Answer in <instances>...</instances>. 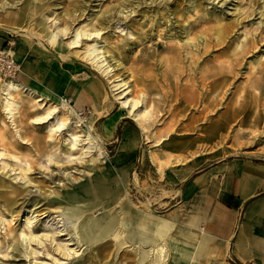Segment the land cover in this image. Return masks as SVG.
Returning <instances> with one entry per match:
<instances>
[{"label":"rangeland","instance_id":"374dc122","mask_svg":"<svg viewBox=\"0 0 264 264\" xmlns=\"http://www.w3.org/2000/svg\"><path fill=\"white\" fill-rule=\"evenodd\" d=\"M15 11L26 17L13 22H1L0 17V35L4 37L0 47L12 45L19 68L14 76L0 73V81L15 80L28 86L23 64L16 56L19 41H24L60 60L67 66L68 78L82 81L97 98L91 93L80 106L74 96L63 93L60 98L65 102L45 97L44 108L37 100L39 95L23 87L14 98L20 104L16 126L26 141L18 138L15 126L6 121L0 101V152H5L0 156V264H157L154 250L142 260L148 246L128 238L118 244L114 232L119 224L108 235L84 242L73 221L63 214L67 207L64 194L87 198L89 180L104 177L110 192L101 198L118 200L125 178L134 209L168 217L170 209L183 199L184 183L180 181L186 168L201 172L211 163L231 158L264 163V0H0V13ZM86 24L99 34L70 45L75 28ZM34 27L39 32L45 28L57 33L59 43L47 46L43 33L30 34ZM91 41L102 45L108 55L112 68L108 76L77 53ZM110 80L116 90L110 88ZM120 80L127 81V88L118 87ZM114 92L124 96L122 99L146 95L139 106L146 104L150 109L144 117L148 126L145 136ZM55 104L60 105L64 117L69 116L73 130L83 134L81 145L89 143L88 134L93 135L95 147L81 159L67 156L82 154L80 148L69 152L67 129L51 136L47 123L31 121ZM113 117L119 118L110 136L104 125ZM218 123H226V129L214 127ZM213 127L220 134H213ZM127 128L135 133L127 143L132 151L127 157L125 154V160L116 161L112 156L123 145ZM12 154L23 161L32 184L16 176L21 170ZM3 160L16 167V172L4 168ZM116 201L113 211L119 216L121 208ZM194 203L190 210L195 209ZM91 210L98 217L105 213L102 204ZM32 213L35 234L61 229L64 233H56L54 241L33 242L39 252L30 259L24 255L21 231H28L24 219ZM58 243L74 249L65 256L55 249ZM9 244L10 254H5ZM168 250L166 262L173 258ZM206 252L203 249L193 255L200 257ZM202 259L195 262L192 256L188 264H203ZM216 261L207 264H221Z\"/></svg>","mask_w":264,"mask_h":264},{"label":"crops","instance_id":"0c3cea01","mask_svg":"<svg viewBox=\"0 0 264 264\" xmlns=\"http://www.w3.org/2000/svg\"><path fill=\"white\" fill-rule=\"evenodd\" d=\"M3 43L4 37L0 35V46ZM16 52L23 64V79L28 86L20 83L31 94L51 100L49 97L58 99L63 93H70L80 106L83 98L91 93L93 99L97 98L90 87L82 86V81L70 80L67 66L53 59L52 55L24 41H19ZM118 118H110L104 125L112 133L110 136L116 131ZM247 122L248 119L242 123ZM224 124L218 123L214 127L219 125L226 129ZM214 127L210 129L213 134H220ZM124 137L126 139L118 150L123 151L120 159L132 151L127 143L134 139L135 133L127 128ZM156 157L153 155V160ZM124 167L128 168L127 165ZM175 172L178 170L172 173ZM182 180L183 199L170 209L168 217L158 216L170 224V231L177 233V237L186 234L196 239L203 229L208 238L207 252L200 257L193 256L195 262L203 258V264L216 260L221 264H264V163L249 158H231L211 163L201 172L186 168ZM193 200L195 209L190 210Z\"/></svg>","mask_w":264,"mask_h":264},{"label":"bare ground","instance_id":"6f19581e","mask_svg":"<svg viewBox=\"0 0 264 264\" xmlns=\"http://www.w3.org/2000/svg\"><path fill=\"white\" fill-rule=\"evenodd\" d=\"M119 5L120 4H118V6ZM107 12H109V10H107ZM0 17L3 19V21L13 22L25 18L26 14L15 11L3 14L0 13ZM41 31L42 32H39V28L37 29L35 27L29 29L30 34L35 36L39 35V33H43V36L47 39V46L57 45L59 43V37L57 33L46 31L45 28H41ZM59 31L65 32V29L59 27ZM98 34L99 31L87 28V24L82 28L77 27L75 28L70 45L75 46L84 36L87 37V39H94L95 35ZM156 45H161V42L158 39ZM77 53L78 55L85 57L88 62L92 64L91 66H93L103 75L108 76V74L111 72L112 68H110L111 63H109L108 55L105 53V49L102 47V45H100L98 42L91 41L90 43H87L84 50ZM112 55L113 54L111 53L110 56ZM111 58L113 59L115 57L112 56ZM120 64V62L117 63V65ZM110 84V88L116 90V87H114L116 84H113V80H110ZM117 84L119 88H127V81L120 80ZM22 88L23 85L15 80H9L5 82L0 81L1 108L5 113L6 121L15 126V133L17 137L22 141H26L21 134L20 128L16 126V115L20 110V104L15 100L14 93L21 90ZM114 93L115 98L121 102L123 108L127 109L128 115L137 122L145 136L148 126L144 122V117L146 114L150 113V109L146 104H144L143 108H140L139 106L145 103L146 95L143 94L141 99L135 98L134 96L122 99L124 96H117L116 92ZM37 100L42 102V107H47V102L44 101L43 96L38 97ZM59 101L65 102V100L60 97ZM59 107V104H55L53 108L47 109L45 112L32 117L31 121L33 123H47V131L51 136L60 135L64 130L67 129L69 152L79 148L82 149V154L79 157L73 156L71 153H68L67 156L70 160L76 158L81 159L84 154L93 151L95 147L92 141L93 135L91 133L88 134V139H90L89 143H82L81 145L83 134L77 133L75 130H73L72 127H74V124L71 120H69V116L64 117L60 113L61 110ZM71 111L74 112L73 109ZM4 155L5 152L1 151L0 156ZM122 155L123 151H118L114 156H112V159L118 160L122 157ZM12 156L17 160V164L21 170V172H19L16 176L24 181L25 184H32V180L26 176L25 169L22 166L23 161L18 155L12 154ZM50 159L53 160L52 157ZM7 166L8 169L14 170L16 172V167H12L11 163L9 165L8 162L3 160V167L6 168ZM0 184H3V180L1 178ZM87 185L88 186H85V193L89 194L87 198L72 192L64 194L63 198V200H65L67 203V207L63 214L73 221L76 230L80 232V237L84 242L96 240L104 235H108L109 233L115 231L116 225L119 224V230L114 232V237L117 239L119 245L124 244V239L128 238L133 243H139V245L148 246L147 248L143 247L142 260L147 257L149 251L154 250L156 252L155 260L157 264H186V262L189 261L192 256H194V253H198L203 249H207L208 238L207 235L203 233V229H201V232L196 235V239H191L190 237L186 236V234H184L185 236L182 238L180 236L177 237V233H172L170 231V224L159 216L151 213L144 214L143 212L134 209L130 204V199L127 192V182L125 178H122L120 188L123 189V192H121L122 190H119L120 192L118 194V200L117 198L114 200L113 198H101V196H105L110 192L108 190L107 179L104 177H100L98 179L96 177L94 182L89 180ZM80 186L82 187V184H80ZM115 201L120 204L121 210H119V216L118 214H114L113 211ZM98 204H102L105 207V213L102 217L93 215L91 210L93 206ZM33 217V213L26 215L24 219V225L28 231L25 229L21 231V234L23 235L22 240L24 241L26 247L24 255L30 259H33L34 254L39 252L32 246L33 242H36L38 245L43 244L44 238L54 241L56 233H64V231H62L63 229H61L60 232L56 233L44 232L41 234H35L33 230ZM10 247H12L11 244L8 245L7 249L5 250V254H10L8 250ZM15 248H17V246ZM169 248L174 253V257L172 256L173 258L170 259L171 262H166ZM55 249L62 252L65 256H68L70 255V251H72L74 248H71L70 250L66 245L58 243ZM34 263L36 264V261H34ZM39 264L46 263L41 262Z\"/></svg>","mask_w":264,"mask_h":264},{"label":"built area","instance_id":"2783aa9c","mask_svg":"<svg viewBox=\"0 0 264 264\" xmlns=\"http://www.w3.org/2000/svg\"><path fill=\"white\" fill-rule=\"evenodd\" d=\"M18 62L16 60L12 45L10 47H0V73L14 76L18 72Z\"/></svg>","mask_w":264,"mask_h":264}]
</instances>
